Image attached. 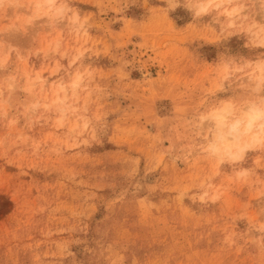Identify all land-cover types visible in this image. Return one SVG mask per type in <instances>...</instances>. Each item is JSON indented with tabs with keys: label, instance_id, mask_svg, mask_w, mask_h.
Returning <instances> with one entry per match:
<instances>
[{
	"label": "rangeland",
	"instance_id": "374dc122",
	"mask_svg": "<svg viewBox=\"0 0 264 264\" xmlns=\"http://www.w3.org/2000/svg\"><path fill=\"white\" fill-rule=\"evenodd\" d=\"M0 264H264V0H0Z\"/></svg>",
	"mask_w": 264,
	"mask_h": 264
},
{
	"label": "bare ground",
	"instance_id": "6f19581e",
	"mask_svg": "<svg viewBox=\"0 0 264 264\" xmlns=\"http://www.w3.org/2000/svg\"><path fill=\"white\" fill-rule=\"evenodd\" d=\"M256 110H254L253 109V111H252V109H249V111H252V112H250L251 113V115H249L248 117H250L249 118V120L247 121V127H246V132L247 131H250L252 128H253V126H254V124H257V123H255V121L259 118V116H260V114H259V112L261 113V111H259L257 108H255ZM258 110V111H257ZM247 111V110H246ZM224 111H222V113H223ZM225 112H228V111H225ZM224 112V115H221V114H218L215 118H216V120H218L219 121V123H221V125L222 124H224L223 122H226L225 121V119H226V116L225 115H227V113H225ZM258 112V113H257ZM229 113H230V111H229ZM263 114L261 113V116H262ZM228 117V116H227ZM212 119V118H211ZM214 120V119H213ZM239 120H238V122H235L230 128H231V130H230V132H229V134L228 133H226V134H224V133H222L221 131H219L218 132V134H216V135H218V141L220 142V143H222V146L225 148V150H231L233 147H237L238 148V151L240 150V152H243V150H245L248 146L246 145L245 147L244 146H242L243 148H241V146L239 145V144H236L235 143V141L237 142V140H238V138H239V136L238 137H235V135H236V132H238V126L240 125L239 124ZM217 123V122H216ZM218 123V124H219ZM225 125V124H224ZM217 130V129H216ZM224 130V129H223ZM252 131H253V129H252ZM241 133V132H240ZM239 134V133H238ZM231 135V136H230ZM256 135V134H255ZM230 136V137H229ZM233 138H234V140H233ZM257 138V137H256ZM255 137H254V139L255 140H257L258 141V138L256 139ZM233 141H232V140ZM254 139H252L253 140V143L254 142H257V141H255ZM215 143V142H214ZM217 143V142H216ZM215 145H217V144H215ZM220 145V144H219ZM240 146V147H239ZM219 147L220 146H218V148L217 147H214V149H219ZM223 147H221L222 148V150H223ZM234 149V148H233Z\"/></svg>",
	"mask_w": 264,
	"mask_h": 264
}]
</instances>
